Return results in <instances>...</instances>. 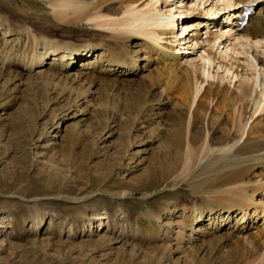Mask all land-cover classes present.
Segmentation results:
<instances>
[{"label": "bare ground", "instance_id": "bare-ground-1", "mask_svg": "<svg viewBox=\"0 0 264 264\" xmlns=\"http://www.w3.org/2000/svg\"><path fill=\"white\" fill-rule=\"evenodd\" d=\"M48 1L57 26L84 21L99 31L93 30L95 35L81 43L62 40L54 37L49 28L35 30L26 10H20L24 21L13 18L0 1V79L7 71L6 64L28 66L29 70L37 67L36 73L85 84L80 93H75L78 103L85 104L91 102L85 97L88 93L105 90L106 86L141 91L157 88L160 95L155 100L138 97L135 110L129 114L132 124L157 142L159 154L149 159L147 165L152 171L147 174L151 177L155 170H166V183L153 192L183 184L193 197L202 198V203L183 205L176 214V208L172 210L164 221L166 238L155 246L168 256L180 254L176 259L170 257L167 264H179V259L187 264H264V116L260 115L264 110V51H259L264 50V5H259L247 24L229 36V42L235 40L234 47H241L238 53H251L254 60L246 66L237 64L246 73H235L236 77L243 75V79L239 80L238 92H234L209 80L215 77L210 71L215 56L211 51L215 45L218 49L222 36L215 32L221 24L220 17L214 14L215 10L209 11L225 10L227 17L233 12V25L224 28H236L238 16L245 9H254L253 0H237L238 4L221 0L209 11L205 9L209 0L193 1L188 12L194 11L197 4L212 16L189 23L210 28L206 33L212 50H203L206 55H200L202 64L191 62L183 66L175 53L177 40L166 38L168 33H174L173 15L170 10L166 13L157 8L160 0ZM180 24L189 26L187 22ZM218 54L222 59L227 56V52ZM76 59H80L77 64ZM149 64L154 65L153 69L146 68ZM143 68L148 73L142 75ZM231 68L228 66L227 71ZM94 81L103 87H95ZM142 96L145 98V93ZM99 102L92 103L84 114L80 109H70V117L79 114L84 120L88 113L97 118L98 107L103 103ZM142 104L149 107L151 119L137 117ZM164 104L170 108L163 112ZM100 216L97 211L89 213V225ZM155 219L163 220L159 215ZM85 227L86 231L92 230ZM48 228L49 223L43 232Z\"/></svg>", "mask_w": 264, "mask_h": 264}, {"label": "rangeland", "instance_id": "rangeland-1", "mask_svg": "<svg viewBox=\"0 0 264 264\" xmlns=\"http://www.w3.org/2000/svg\"><path fill=\"white\" fill-rule=\"evenodd\" d=\"M0 1L6 4L2 8L13 18L24 21L21 11L26 10L35 30L42 32L49 28L54 37L62 40L81 43L95 35L93 30L99 31L84 21L73 26H57L48 0ZM193 1L157 3V8L170 10L173 15L174 33H168L166 38L177 40L175 53L182 66L191 62L202 64L200 55H206L203 50L211 47L207 35L210 28L206 24L194 27L189 23L212 16L208 15L209 10L202 9L203 5L196 4L194 11L188 12ZM259 2L257 7L264 5V1ZM214 10L216 15L226 12L220 9L209 12ZM182 22L189 26L181 25ZM186 30L188 33L182 37ZM234 43L233 39L224 50L220 46L215 50L216 45L213 50L211 47L215 56L210 71L215 77L209 80L238 92L239 80L243 79L239 74L246 72L236 66L238 63L246 66L254 60L251 53H238L241 47H234ZM218 52H227L226 58L218 57ZM79 61L76 59L75 63ZM20 66L6 64L7 71L0 79V264H167L170 257L178 258L179 253L168 256L155 246L166 238L164 221L175 208L192 203L198 206L202 198L193 197L183 184L153 192L166 183L163 182L166 170H155L151 177L147 174L152 171L147 165L149 159L159 154L157 142L132 124L129 116L138 97L155 100L160 95L158 89L118 90L106 86L105 90L85 96L90 98V104L78 103L75 93H80L85 84L67 83L36 73L37 67L29 70L28 66ZM153 66L149 64L146 68ZM143 69L142 75L148 73ZM237 71H240L238 77ZM5 78L12 80L6 82ZM98 84L92 83L103 87ZM99 101L104 105L98 107L100 113L96 110L97 118L88 113L84 120L79 114L70 117V109H80L84 114L92 103ZM169 108V104H164L161 111ZM139 111L138 118L151 119L146 104ZM260 115L264 116V110ZM146 193H150L147 198H141ZM93 211L101 216L89 225V213ZM157 215L163 220L155 219ZM84 227L92 230L86 231ZM179 261L187 264L184 259Z\"/></svg>", "mask_w": 264, "mask_h": 264}]
</instances>
